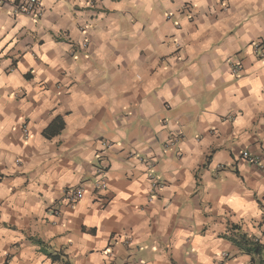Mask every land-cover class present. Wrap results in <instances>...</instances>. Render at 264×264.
Instances as JSON below:
<instances>
[{
    "label": "clouds",
    "instance_id": "9594fccd",
    "mask_svg": "<svg viewBox=\"0 0 264 264\" xmlns=\"http://www.w3.org/2000/svg\"><path fill=\"white\" fill-rule=\"evenodd\" d=\"M183 3L184 0L174 3L173 0H20L26 15L15 16V0H0L3 16V29L0 30V172L9 177L5 182L3 205H0V264H4L8 254L15 257L12 264H51L39 246L30 245L31 239L42 244L50 254L66 249L68 257L63 264H88L89 249L98 240L108 239V226L114 225L116 218L121 225L127 223L128 206L123 201L105 209V201L99 199L117 191L114 185L120 184L129 169L132 170L130 175L132 172L139 174V160L129 162L125 157L138 154L149 165L153 160L162 159L166 155L161 147L164 142L169 141L175 148L174 142L193 118L197 121L196 131L207 140L198 141L194 133L189 136L187 143L194 145L195 150L178 149L174 154L183 155L184 159L169 170L178 179L183 178L181 169L194 177L189 179L186 188L180 189L184 197L193 195L199 209L198 213L185 217L188 226L196 230L206 227L210 234L231 235L218 225L230 219L238 224L241 216L256 217L247 225V231L250 236L254 233L264 241V228L253 227V224L264 223V213L254 203L249 209L246 205L237 207L229 200V197H236L248 202L254 193L256 198L264 199V175L256 174L264 172V143L256 145L249 135L252 127L249 111L264 112V96L249 95L248 87L238 83L245 73L241 71L236 76L233 72L240 61L232 55L234 49L243 48L247 57L245 66L254 61V57L248 56V46L249 41L264 40V0H231V8H226L221 15L219 27L210 24L205 16V13H219V0H211V3L193 0L196 6L192 14L199 13V18L190 25L187 17L174 16L184 25L180 29L184 36L177 32V39L174 42L165 40V44L171 46L162 50L163 32L171 35L175 28L161 30L153 22L154 18L162 20L174 15ZM200 20L211 28V31L207 28L203 31V38H211L219 48L225 49L211 48L210 53L216 60L210 65L196 59L206 50L189 34V30L195 31ZM229 27L237 29L232 38L237 42L226 47L230 41L221 44V33ZM69 30L73 33L71 38L67 37ZM89 36L93 38L91 43H88ZM53 37H63L65 56L57 58L53 54L52 59H43V52L55 48L48 43ZM39 39L45 40V46L37 43L32 47ZM77 44L81 50L87 45L91 55L85 57L82 51L81 56L74 59ZM141 48L148 50L150 58L175 53L176 49H182L183 57L187 58L176 55L167 72L157 73L156 92L146 101L156 109H161L165 102L171 105L172 118L163 124V112L149 113L143 105L137 107L133 103L132 92L137 89L132 88V78L139 76V89H143L151 79L146 73L158 67L151 59L144 64V58L137 56ZM16 58L23 62L13 68ZM5 68L10 70L9 74L5 73ZM33 69L35 79L24 80ZM229 72L236 78H229ZM247 74L264 78V64L249 68ZM122 78H126L132 89L128 99H123L118 86ZM216 92L227 94L226 106L222 102L210 112L203 102L204 97ZM140 94L142 96L143 92ZM118 99L122 102L117 103ZM123 103L132 105L135 115H127ZM109 104L112 112L107 116L106 126L99 125L97 122ZM241 110L249 123L233 127L232 121L240 116ZM141 117L143 122L151 124L143 138H139ZM57 119L62 125L49 139L45 134ZM213 122L217 129L214 135L204 131L212 128ZM24 139L27 145H23ZM249 142L253 143L251 151L260 159H253L251 168L239 169L241 180L231 174L235 168L228 153L246 148ZM214 152H220L222 158H215ZM109 166L110 170L105 173L104 169ZM13 176L15 179L11 178ZM66 187L74 191L64 198ZM12 188H16L15 194H11ZM77 188L79 191H75ZM97 188L100 192L93 195ZM182 196L174 197V202L180 201ZM57 200L59 204L55 203ZM94 200L99 203H93ZM118 209L123 210V215ZM93 214L98 219L92 220ZM86 217L90 220L86 226L89 232L103 221L101 237L83 235L81 229L85 228ZM13 218L14 232L4 227L5 222L11 227ZM180 238L178 233L161 236L169 251ZM13 244L19 247L13 248ZM221 251L226 253L228 247ZM209 254L213 255L215 264H222L223 257L215 254L211 246ZM162 255L163 245L156 259H161Z\"/></svg>",
    "mask_w": 264,
    "mask_h": 264
},
{
    "label": "crops",
    "instance_id": "0c3cea01",
    "mask_svg": "<svg viewBox=\"0 0 264 264\" xmlns=\"http://www.w3.org/2000/svg\"><path fill=\"white\" fill-rule=\"evenodd\" d=\"M119 2V0H117ZM175 0H173V3ZM208 3H211V0H208ZM220 9L217 14L205 13V16L208 18L209 23L212 25L220 26L221 24V15L224 14L225 9L231 8V0H219ZM193 0H184L183 6L177 9L174 15H167L164 19H155L154 23L158 24L161 30L173 27L175 32H172L169 35L168 32H163V39L160 41L161 49L170 47L171 45H166L165 40L175 41L177 39L176 33L179 32L180 36H184V33L180 31L183 24L174 16L187 17L188 24H193L195 20L199 18V13L193 15V9L195 8ZM21 16V15H17ZM224 20L227 21V16H224ZM207 28L208 31H211V28L208 25H205L203 20H200V23L196 26L195 31L189 30V34L194 40H199V43L202 48L206 51L201 53L200 57H197V60H201L205 64H209L216 60L215 55H211L210 50L212 47H217L218 51H224L225 49L219 48L216 45L215 41L211 38L205 40L202 36L203 31ZM3 29V16L0 14V30ZM237 29L229 27L227 31L221 33L220 43L224 44L226 41H230L226 47H231L237 41L232 39L236 35ZM51 36V31L49 32ZM73 35L72 31L69 30L67 37L71 38ZM92 37H88V43H91ZM39 44L40 47L45 46V40L39 39L38 42H34L31 46L35 47L36 44ZM50 44H54L55 48L50 49L41 54L43 59H52L53 54L57 58H63L65 56L64 52V39L52 38L48 41ZM256 43L263 44L264 40L259 42L249 41L248 46V56L254 57V61L245 66V61L247 59L244 49H234L232 55L236 56L240 61V70L235 72L236 76H239L240 72H244L245 75L242 79H239L238 83L243 87L247 86L249 89L248 94L255 93L257 97L264 96V78L259 76L253 77L248 75L249 68H255L258 64H264V56H260L258 52H255L254 45ZM192 47V45H189ZM83 55L88 57L91 55L90 50L87 49V45L84 50H81L77 44L75 48V53L73 58H79L81 52ZM182 49H176L175 53H169L167 55L157 56L155 58H150L149 52L145 48H141L137 56L144 58V64L146 65L149 59L151 63L157 65L158 67L150 70L146 75L150 76L151 79L144 85L143 89H139L138 81L140 80L139 76L133 77L132 88H136L137 91L132 92V96L135 98L133 103L139 107L140 105L144 106L146 112L152 113L154 110L157 114L163 112L164 120L161 123H165L167 120H170L172 117L170 113L172 112V107L169 103L165 102L164 106L161 109H156V106L148 101V97L156 92V86L159 84V80L156 79L157 73L167 72L169 69L170 62H174L176 55H181L182 59H187L182 55ZM103 54V52L101 53ZM218 54V53H217ZM21 58L13 59L12 67L15 68L18 64L22 63ZM42 62V60H38ZM195 62V61H194ZM26 66V65H25ZM199 67V65H198ZM229 67L232 68V64H229ZM5 73L9 74L10 70L5 68ZM233 72H229L228 76L231 79H235L236 76L233 75ZM67 75V73H65ZM24 80L31 82L35 79V69L31 70L27 75H25ZM118 86L120 87L121 92L123 93V99H128V93L132 91L126 83V78H122ZM143 92L141 96L140 92ZM175 95V93H166V95ZM235 95V93H232ZM217 96L220 98L217 99ZM121 100H117V103H121ZM204 103L207 104L208 110L213 112L216 110L218 105H221L224 102L226 106L227 94L221 95L219 92L215 94H206L204 97ZM132 105L123 103V108L127 115H135L131 111ZM112 112V105L109 104L106 109H104V115L100 116L99 125L106 126V120L109 113ZM127 115L124 119H127ZM185 116L188 113H184ZM249 116L252 117L251 125L249 129V135L252 137V140L256 145L264 143V124H261V121H264V112L253 113L249 111ZM69 120L72 123L75 121ZM141 124L139 130V138H143L144 134L150 129L151 124L143 122L141 117ZM114 123H118L114 121ZM195 118L189 120L184 126L186 131L179 134V140L174 142L176 147L174 148L169 141H165L161 146L166 155L162 159L153 160L155 166L152 170L144 171L147 169L145 164L140 160H144L142 156L138 154H131L125 157V160H139V174L132 172L130 175L129 171H126L121 178V182L118 185H114L118 190L112 192L107 197L101 196L99 199L105 201L104 208H108L110 205L118 204L120 201H123L128 206V218L127 223L121 225L118 218L115 219L114 225L108 226V239L106 241L98 240L96 244L89 249L87 253L88 264H215L213 255L209 254L210 246L214 248L215 254L222 256V264H264V241H261L253 233L251 236L247 231V225L254 221L256 217H250L246 219L241 216L239 223H234L231 219L228 220L223 225H218L222 227L226 232L231 233V235L224 234H210L207 231V228H201L200 230L191 229L188 226V220L185 217H191L193 213H198L199 209L196 207V201L193 199V195H188L186 197L182 196L180 192L181 188H186L189 184V179L192 177V173L183 170V178L178 179V177L171 173L169 170L175 166L177 161L184 159L183 155H175L174 153L182 148L185 152L194 151L195 146L187 143V138L193 133L197 136L198 141L204 140L206 142L207 137L201 136L200 132L196 131ZM249 121L244 118L243 110L238 118H234L232 121L233 127L240 126L243 127L248 124ZM62 125V121L57 119L53 122L52 126L49 128L48 133L45 134L47 138H51V134L57 133V129ZM257 125H260V128H257ZM65 129L67 125L63 126ZM190 129V130H189ZM252 129H256L253 131ZM205 132L212 135L215 134L217 129L213 122L212 128H205ZM84 135H87L86 133ZM103 139V137H101ZM159 141V137L156 138ZM14 143V142H13ZM23 145H27V139L23 140ZM62 146V145H61ZM253 143L249 142L246 148H241L238 152H229L228 156L234 164L235 170L231 172L232 175L236 176L238 179H243L239 175V169L248 167L251 168L252 163L246 162L241 158V151L248 150L252 156H255L251 151ZM215 158H222L220 152L213 153ZM259 157V156H257ZM260 158V157H259ZM211 162V158L210 161ZM107 169V172L110 170ZM228 165H225L227 169ZM149 172L158 180L161 186L155 190V195L153 199H150L151 195V179L149 178ZM223 174V173H222ZM257 175H264V172L256 173ZM15 179V177H11ZM23 177H21L22 179ZM9 177L5 176L4 173L0 172V205H3V194L6 180ZM255 182V180L253 181ZM67 188V187H66ZM65 190V189H64ZM23 191V188H21ZM16 188L11 189V194H15ZM100 191L94 190L93 195H97ZM176 196H182L180 201L174 202L173 198ZM257 194H253V199L251 201H244L236 197H229L231 203L235 206H248L251 209V204L258 206V210L261 213H264V199L256 198ZM55 203L59 204L60 201L57 200ZM93 203H99L98 200H94ZM123 215V210L118 209ZM183 213L184 215H181ZM55 214V213H53ZM92 220L98 219L96 214L91 216ZM90 222L89 218L86 217L83 221L85 228L81 229L85 237L94 236L101 237L103 234L104 224L103 221H100V226L94 228L91 232L87 230V225ZM5 228H8L9 231H15V219L13 218L12 226L10 227L8 222L4 224ZM253 227L257 229L264 228V223L253 224ZM215 232V230H214ZM171 233H178L181 237L176 240L175 246L171 251H169V246L164 241L161 240L162 235H170ZM244 234L247 239L252 241H258L262 245V250L260 253L255 254L253 252L247 251L244 247L239 245L238 236ZM264 235V233H262ZM119 237V238H117ZM30 245L32 247L39 246L41 252L46 255L47 259L51 261V264H63V261L67 259L68 252L66 249L61 248L59 253H51L48 249L44 248L42 244H39L35 239L30 240ZM163 245V255L161 259H156V254L160 252V246ZM225 246L228 247V251L222 252L221 249ZM13 248L19 247L17 244L12 245ZM7 251V249H6ZM115 254V255H113ZM15 257L11 254L7 255V258L4 261V264H12V261Z\"/></svg>",
    "mask_w": 264,
    "mask_h": 264
},
{
    "label": "built area",
    "instance_id": "2783aa9c",
    "mask_svg": "<svg viewBox=\"0 0 264 264\" xmlns=\"http://www.w3.org/2000/svg\"><path fill=\"white\" fill-rule=\"evenodd\" d=\"M6 2H7V0H6ZM15 7H16V13L14 14L15 16L26 15V13L22 10V8L20 6V0H15ZM39 18L40 17H37V19H39ZM254 50H255V52H258V54L260 56H264V43L263 44L256 43L254 45ZM239 70H240V65H238L237 68H233V71H235V72H237ZM241 158H242V160H244L246 162H250V163H252L253 159H257V160L260 159L257 156H252V154H250L248 150L241 151ZM140 161L145 164L147 170H152V168H154V166H155L153 161L151 162L150 165L146 164L144 162V160H140ZM104 172L107 173V169H104ZM148 176L151 179V190H152L151 195H150V199H153V197L155 195V190L158 189L161 186V184L158 182V180L150 172H149ZM95 190L100 191L99 188H97ZM72 191H74V190L71 188H65V190H64L65 197L64 198H67V193L72 192ZM75 191H79V189L77 188ZM73 199H75V196L73 197Z\"/></svg>",
    "mask_w": 264,
    "mask_h": 264
},
{
    "label": "trees",
    "instance_id": "16d2710c",
    "mask_svg": "<svg viewBox=\"0 0 264 264\" xmlns=\"http://www.w3.org/2000/svg\"><path fill=\"white\" fill-rule=\"evenodd\" d=\"M238 239L237 241H239V245L241 247H244L247 251L249 252H253L255 254H258L261 252L262 250V245L259 244V242L256 240V241H252L250 239H247L246 236L244 234H240L238 236Z\"/></svg>",
    "mask_w": 264,
    "mask_h": 264
}]
</instances>
